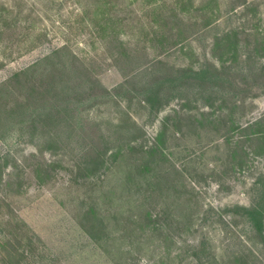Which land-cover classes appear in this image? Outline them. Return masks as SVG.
I'll return each mask as SVG.
<instances>
[{
    "label": "rangeland",
    "instance_id": "374dc122",
    "mask_svg": "<svg viewBox=\"0 0 264 264\" xmlns=\"http://www.w3.org/2000/svg\"><path fill=\"white\" fill-rule=\"evenodd\" d=\"M262 132L264 0H0V264H264Z\"/></svg>",
    "mask_w": 264,
    "mask_h": 264
},
{
    "label": "trees",
    "instance_id": "16d2710c",
    "mask_svg": "<svg viewBox=\"0 0 264 264\" xmlns=\"http://www.w3.org/2000/svg\"><path fill=\"white\" fill-rule=\"evenodd\" d=\"M103 19L106 21V23L111 21L110 18H103ZM57 50H59V49H57ZM57 50L54 52V54L59 52ZM49 56L51 58V55H49ZM49 56H48V58H49ZM48 58H46V59H48ZM39 64H40V62H36V63L30 65L29 67L16 72L14 74V77H12V80H14V79H19V80L22 79L23 80L24 79V81H28V83H33L32 86L30 87L32 90H37L40 87V88H44V92H46V90L48 89V86H46V85L38 86V78L37 77L33 78L34 75H36V71L38 70ZM206 72L207 71L205 69H201V70H196L195 74L197 76L198 75L206 76V74L208 73V72L207 73ZM30 73H33V75L30 76L31 75ZM202 76H200V77H202ZM148 94L150 96H153V97H155V96L159 97V95H160L159 94V90L158 89H154V88L153 89H148ZM152 99L153 98H149L148 97L145 100L148 101V102H151ZM46 115L50 116L51 113L49 112ZM47 119H49V118L47 117ZM166 120H167V118L164 120L162 128H161V130H160V132H159V134L157 136V143H159V144L161 143V141L163 139V136H164V134L166 132V129H167ZM257 123H258V121L253 122L251 124V128H253L254 124H257ZM256 133H257L256 131L252 132V134H256ZM261 134L264 135V132H262ZM48 143L58 144L59 142H56V139H54V140H50V142H48ZM133 148L134 147L132 146L130 151H133ZM143 150H144V152L146 154L150 155V154H153V152L157 153L160 149L158 148V145H154V146H152L150 148H143ZM121 155H122V150L121 149H118L116 151L114 150L112 152V156L114 158H116V159H118ZM146 157H147V155H146ZM103 163H105V162H103ZM136 167L138 169L137 174L139 173L142 176H146V173L148 171H150V168H151L150 161L145 159L144 163L138 164ZM54 170H55L54 163H43V164L42 163H38L33 168L35 176L37 177L38 181L41 182V183H43V182L47 181L48 179H50V177H51V175H52ZM129 175L133 176V169H132V171L130 172ZM257 183L260 184V186L262 187L261 193H260L261 201H258V203H256L252 207H248V208L244 207V211L246 213L247 218L252 223V226L254 227V229L257 230L259 233H262V232H264V174L261 175L258 178ZM89 213L95 215V217L98 220L97 221L98 223H96V224L99 227L103 228L104 225L102 223V220H101L100 217L97 216V214H96V212H95L93 207H91L89 210L86 211V214H89ZM1 245L6 250L9 249V247H12L11 240H9V239L4 241ZM17 251H18V249H17ZM22 253L24 255V253H26V252L23 250Z\"/></svg>",
    "mask_w": 264,
    "mask_h": 264
}]
</instances>
